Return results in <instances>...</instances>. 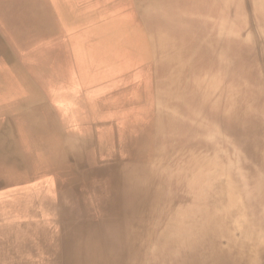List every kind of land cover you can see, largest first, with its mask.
<instances>
[{
    "label": "bare ground",
    "instance_id": "6f19581e",
    "mask_svg": "<svg viewBox=\"0 0 264 264\" xmlns=\"http://www.w3.org/2000/svg\"><path fill=\"white\" fill-rule=\"evenodd\" d=\"M0 264H264V0H0Z\"/></svg>",
    "mask_w": 264,
    "mask_h": 264
},
{
    "label": "rangeland",
    "instance_id": "374dc122",
    "mask_svg": "<svg viewBox=\"0 0 264 264\" xmlns=\"http://www.w3.org/2000/svg\"><path fill=\"white\" fill-rule=\"evenodd\" d=\"M6 190L4 189L3 192H5Z\"/></svg>",
    "mask_w": 264,
    "mask_h": 264
}]
</instances>
